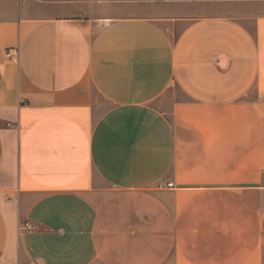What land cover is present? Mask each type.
Returning <instances> with one entry per match:
<instances>
[{"label": "crops", "instance_id": "0c3cea01", "mask_svg": "<svg viewBox=\"0 0 264 264\" xmlns=\"http://www.w3.org/2000/svg\"><path fill=\"white\" fill-rule=\"evenodd\" d=\"M0 264H264V0H0Z\"/></svg>", "mask_w": 264, "mask_h": 264}, {"label": "built area", "instance_id": "2783aa9c", "mask_svg": "<svg viewBox=\"0 0 264 264\" xmlns=\"http://www.w3.org/2000/svg\"><path fill=\"white\" fill-rule=\"evenodd\" d=\"M167 185H168V186H172V185H173V183H172V182H169V183H167Z\"/></svg>", "mask_w": 264, "mask_h": 264}]
</instances>
